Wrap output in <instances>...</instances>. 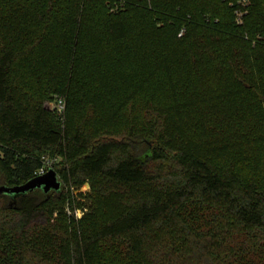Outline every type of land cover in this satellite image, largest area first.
Returning a JSON list of instances; mask_svg holds the SVG:
<instances>
[{
    "label": "trees",
    "instance_id": "trees-1",
    "mask_svg": "<svg viewBox=\"0 0 264 264\" xmlns=\"http://www.w3.org/2000/svg\"><path fill=\"white\" fill-rule=\"evenodd\" d=\"M239 1L0 0V186L63 180L0 192V264H264V0ZM210 106L244 129L199 138Z\"/></svg>",
    "mask_w": 264,
    "mask_h": 264
},
{
    "label": "rangeland",
    "instance_id": "rangeland-1",
    "mask_svg": "<svg viewBox=\"0 0 264 264\" xmlns=\"http://www.w3.org/2000/svg\"><path fill=\"white\" fill-rule=\"evenodd\" d=\"M242 3L247 4L249 3L250 0H240ZM239 1V2H240ZM116 0H96V2H93L91 4V6L93 5V7L99 8L101 7L103 10H107L108 12H112L113 9H117V7L115 8V6L113 5V3H115ZM240 2V3H241ZM241 6H243V4H240ZM241 9H238L236 12H234L235 16H236V21L237 23H242V17L239 18V14ZM207 15V14H206ZM204 72L206 75H210V73L208 72H212L210 69H207L205 71H201L199 73L196 74L195 76V87H206L207 85H210L209 83L211 81L205 82V79L202 77L204 74ZM91 83H96V76H93V78H91ZM204 83V84H203ZM206 84V85H205ZM184 89H188V88H184ZM147 98V95L141 94L140 99H139V103L142 104L144 102V100ZM166 102H168V99H165ZM57 103H58V97H54L53 99H51L48 102V106L52 109L53 112H55V114L57 115H62L60 113L57 112ZM139 104V105H140ZM213 105V104H212ZM207 107L204 108L202 113H195L193 116V120L195 123V128H194V133L201 139H206L210 136V134H215L217 135L220 132L218 129H220L221 127H226L229 126L230 128L233 129H239L240 132L241 130L244 129V124L243 122H239L238 118H233V117H227L221 121L225 116L221 115V112L216 108V106H213L215 108H211ZM116 110V103L114 101H110L108 102L101 111L98 112V116H97V122L100 123H106L107 125H109L110 127L112 126H116V125H120L125 117V114H121L118 117H114V112ZM65 112V110H64ZM61 161L60 157H57L56 160L54 162H51L50 164L53 166H47L46 171L49 168H53L55 171H57L58 173V179L61 181V183H63L62 178L60 177L59 174V170L61 169V166L59 165ZM71 189H74V187H72ZM69 188H66V191L68 192ZM89 190V187L87 186V183H85L79 190H74V195H76L79 201L82 202H86L85 196L81 195V194H85L87 191ZM82 216V211L78 210L76 211V217L79 218Z\"/></svg>",
    "mask_w": 264,
    "mask_h": 264
},
{
    "label": "water",
    "instance_id": "water-1",
    "mask_svg": "<svg viewBox=\"0 0 264 264\" xmlns=\"http://www.w3.org/2000/svg\"><path fill=\"white\" fill-rule=\"evenodd\" d=\"M61 181L58 179L57 173L53 168H49L45 173L37 175L36 177L28 180L24 184L15 185L12 187L0 186V192L10 194L12 196H18L31 192L35 189H41L45 193L53 191H60ZM89 187V184L87 183Z\"/></svg>",
    "mask_w": 264,
    "mask_h": 264
},
{
    "label": "built area",
    "instance_id": "built-area-1",
    "mask_svg": "<svg viewBox=\"0 0 264 264\" xmlns=\"http://www.w3.org/2000/svg\"><path fill=\"white\" fill-rule=\"evenodd\" d=\"M241 16H242V13L239 14V18H241ZM56 108H57V112L58 113H60V114L64 113V110H65V99L64 98L58 97V103H57V107ZM50 163H51L50 161H46L45 166L39 170L38 174L40 175V174L45 173L46 169H47V166L51 165Z\"/></svg>",
    "mask_w": 264,
    "mask_h": 264
}]
</instances>
